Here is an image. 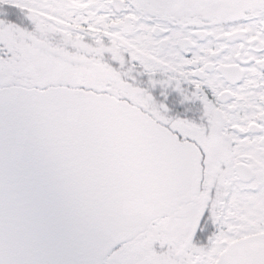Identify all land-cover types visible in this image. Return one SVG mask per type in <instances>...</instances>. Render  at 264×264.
Wrapping results in <instances>:
<instances>
[{
  "label": "snow or ice",
  "instance_id": "snow-or-ice-1",
  "mask_svg": "<svg viewBox=\"0 0 264 264\" xmlns=\"http://www.w3.org/2000/svg\"><path fill=\"white\" fill-rule=\"evenodd\" d=\"M0 264H264V0H0Z\"/></svg>",
  "mask_w": 264,
  "mask_h": 264
}]
</instances>
